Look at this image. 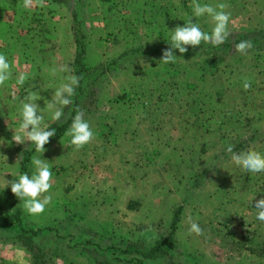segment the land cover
Segmentation results:
<instances>
[{"label": "rangeland", "instance_id": "374dc122", "mask_svg": "<svg viewBox=\"0 0 264 264\" xmlns=\"http://www.w3.org/2000/svg\"><path fill=\"white\" fill-rule=\"evenodd\" d=\"M191 3L85 0L86 66L102 67L126 50L164 45L170 30L190 18L210 33V17H195ZM199 3L228 5L231 35L225 42L264 34V0ZM70 27L67 10L49 0H33L29 8L23 0H0V53L11 65L10 79L0 85V213L13 203L7 223L0 214V264H30L11 237L20 231L16 218L33 229H52L36 241L54 249L55 264H95L102 251L116 264H134L122 261L131 259L124 250L146 249L165 235L176 208L182 209L176 232L180 264H264V222L255 209L264 198V172L235 165L226 151L231 145L236 153L264 154V42L246 55H214V45L202 42L186 46L184 54L174 49V63L161 62L163 54L156 60L128 58L99 89L96 110L84 117L94 139L77 150L64 134L31 156L29 176L34 156L49 164L52 186L42 195L52 199L42 214L24 210V201L7 186L22 174L17 148L32 146L20 131L22 103L36 94L41 127L69 118L66 113L54 120V111L65 107L52 105L56 89L74 75ZM20 73L27 77L23 85L16 83ZM204 168L208 175L192 189L193 176ZM191 222L203 235L189 234ZM86 240L101 248L86 247Z\"/></svg>", "mask_w": 264, "mask_h": 264}, {"label": "clouds", "instance_id": "9594fccd", "mask_svg": "<svg viewBox=\"0 0 264 264\" xmlns=\"http://www.w3.org/2000/svg\"><path fill=\"white\" fill-rule=\"evenodd\" d=\"M43 4V0H38ZM33 0H23V6L29 8L32 6ZM191 7L195 17L207 15L213 22V27L210 33L203 31L197 23H194L190 18L183 26L177 25L170 30V47L163 51L161 62L164 64L174 63L177 56L173 50L178 49L181 54L188 51L186 46L193 48L201 45L202 42L210 43L214 46H219L225 43L231 33L228 30L231 14L225 11L228 5L219 3L215 6L210 4H201L199 0H192ZM252 48L250 40L240 41L234 45V50L242 55H246L248 50ZM67 71L68 69H61ZM55 73V69L53 70ZM11 77V65L7 57L0 53V85H4ZM27 77L24 73H20L16 83L23 85ZM79 85V77L72 75L68 77V83L61 84L54 93V104L67 107L72 103L71 97L75 94V87ZM251 87L250 82L245 78L243 88L248 90ZM26 101L22 103L20 123V131L27 140L35 145V151L44 153L45 145L49 143L50 137L55 136L56 129L49 130L50 127H41L43 116L38 114L40 107L36 103L37 97L35 93H29ZM64 115L61 108H57L52 118L59 121ZM30 129V130H29ZM65 135L71 138V144L77 150L84 145L90 143L94 139V132L90 124L84 119L83 110H78L72 119L70 127L66 130ZM15 141L18 144L22 142V136L16 135ZM231 153V159L235 165L242 167L248 172L260 173L264 172V154L254 149L236 153L233 147L229 145L226 149ZM32 165L34 172L31 176L27 173L20 174L18 178L7 181V186H10L11 192L19 199L23 200V208L30 215H39L45 211L47 205L51 203V195H42L49 192L51 188L52 172L49 164L45 160L33 157ZM6 186V187H7ZM42 197V198H41ZM256 219L264 222V198H260L255 202ZM203 235V230L196 222H191L189 234Z\"/></svg>", "mask_w": 264, "mask_h": 264}, {"label": "trees", "instance_id": "16d2710c", "mask_svg": "<svg viewBox=\"0 0 264 264\" xmlns=\"http://www.w3.org/2000/svg\"><path fill=\"white\" fill-rule=\"evenodd\" d=\"M52 4L58 5L67 10L71 18V37L74 45V57L72 59L73 73L79 77V85L75 87V94L71 97L72 103L65 107L64 116L66 113L69 118L61 123L56 124L51 129H56V134L50 139L61 138L66 130L70 127L73 117L78 110H83L84 117L93 113L96 110L98 103V92L107 82L109 76H114L116 73L124 69L123 64L126 63L130 57L147 56L150 59H157V55L163 54L170 45L168 43L154 47L151 50L144 51L141 48L126 50L119 54L114 60L102 67L89 68L85 64L86 56V34L84 33V25L86 22V6L85 0H49ZM250 40L252 43L251 50H258L260 43L264 42V34L248 33L234 40L223 43L219 46H213V54H229L234 55L238 53L234 50V45L240 41ZM204 55V54H200ZM49 129V130H51ZM47 145V144H46ZM45 145V147H46ZM19 154L22 156L20 162V172L29 175L28 164L31 156L36 152L35 145L32 143L30 148L25 144H21L18 148ZM209 168L199 170L191 180L192 189H198L206 175H208ZM204 178V179H203ZM13 207V203L6 204L0 213L4 223L8 222L9 211ZM182 213L181 208H176L171 215V220L168 225V232L159 237L154 243L146 249L124 250V254L131 256L130 260H122L124 262H131L134 264H144L147 262L163 261L167 264H180L176 257L177 240L176 232ZM15 226L19 228V233L11 234L14 243L25 249L30 257V264H55L58 259V254H55L54 249L43 247L36 238L44 231H52L51 228L33 229L29 223L24 222L20 218L14 221ZM86 247H93L96 250L101 247L93 240L84 241ZM95 264H116L117 258L112 259L106 256L105 252H101V256L93 258Z\"/></svg>", "mask_w": 264, "mask_h": 264}]
</instances>
